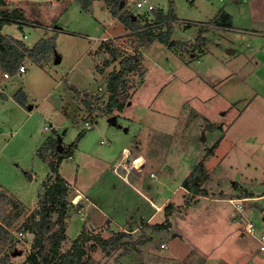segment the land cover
<instances>
[{
	"label": "rangeland",
	"instance_id": "1",
	"mask_svg": "<svg viewBox=\"0 0 264 264\" xmlns=\"http://www.w3.org/2000/svg\"><path fill=\"white\" fill-rule=\"evenodd\" d=\"M122 1L144 25L171 2ZM8 2L24 18L2 32L28 46L44 37L53 47L41 64L26 58V73L5 78L0 68V194L11 200L8 212L22 210L0 243V264L5 256L24 264L31 250L29 233L19 227L41 206L42 183L51 170L38 148L50 136L61 138L65 148L78 139L74 156L60 166L69 181L62 250L83 230L117 239L107 250L91 240L83 264H264L256 236L264 233V0H173L180 21L172 38L197 47L185 51L156 40L142 49L140 68L126 76V106L112 114L99 107L109 96V73L119 64L103 41L132 53L137 37L106 1L93 0L92 9L78 0ZM221 8L233 28L211 22ZM19 90L26 91L25 105L14 98ZM113 114L122 127L108 121ZM87 120L93 126L86 127ZM126 146L146 156L138 154L135 167L148 161L129 180L160 209L113 170ZM200 161L208 172L207 195L196 199L183 184ZM72 186L87 195L83 203H73ZM242 188L253 196L243 197L240 212L229 199L240 198ZM77 192L78 201L83 195ZM169 201L182 208L167 229H153L150 224L165 221ZM248 220L256 234L245 229ZM120 232L126 234L117 238Z\"/></svg>",
	"mask_w": 264,
	"mask_h": 264
},
{
	"label": "trees",
	"instance_id": "2",
	"mask_svg": "<svg viewBox=\"0 0 264 264\" xmlns=\"http://www.w3.org/2000/svg\"><path fill=\"white\" fill-rule=\"evenodd\" d=\"M105 1L113 11V14L118 16L137 37L132 53H128L120 48L111 49L110 42L103 41V44L106 45V52L111 53V56H113L119 64L118 67L114 68L109 73L106 84L109 96L106 102L99 107L102 113L112 114L114 110L123 111L126 106L129 99L128 94L125 92V86L127 84L126 76L130 72L140 68L143 61L142 49L150 47L156 40L161 41L170 48H179L185 51L190 49L194 50L198 43L190 44L172 38L174 24L180 21L174 11L173 0L170 2L169 10L165 11L161 8L154 11L155 21L145 25L142 24L137 17L135 18L134 13L127 9L126 6L121 5L122 0ZM78 2L83 8L92 9L93 0H78ZM8 4V0H0V68L3 72H7L14 76L18 73L20 66L23 65L26 58H33L36 62L41 64V60L45 56L44 54L53 46H51L48 39L44 37L38 40L33 46H28L22 39L3 33L2 29L5 25L23 23L22 19L24 18L17 12V9L9 8L7 6ZM211 22L215 23L220 28H233L231 15L224 8L218 11L217 16L215 19L211 20ZM19 25L22 28L23 24ZM186 25L191 26L188 23ZM203 31V28L199 29V39ZM109 48L110 51H108ZM44 50H46L45 53H43ZM3 97L6 98L5 95H3ZM14 98L22 105L27 103L26 93L23 90L17 91ZM84 102L89 112H94L91 99L85 98ZM79 136L78 138L81 137ZM77 143L78 139L73 141L69 147L65 148L62 146L61 138L50 136L47 137L41 147L38 148L39 156L48 163L51 173L42 183L43 192L41 206L35 208L19 227L21 231L29 233L27 236L30 234L34 235L31 239V250L24 264H83L88 250V243L91 240H97L105 250L113 246L117 241L116 238L105 239L99 235L90 234L86 230H83L74 239V242L68 250H62L61 248L62 243L67 238V223L65 218L67 216L69 203L67 200V180L60 172V166L64 159L74 156ZM207 179L208 172H205L203 163L201 162L185 179L183 186L188 192V195L199 199L200 197L194 196L207 194L206 187L203 186V183ZM239 192L237 197L240 198L253 196L251 191L244 188L240 189ZM10 201V198H7L6 195L0 194V243L6 242L10 233V228L16 224L22 213V210L16 211L15 213L8 212L7 204ZM188 204H190V202H188ZM184 205L187 207V204L184 203ZM176 208L179 209L182 208V206H175L172 202L165 205V221L150 224V226L155 230L167 229L171 225L170 217ZM125 234L124 232H120L117 238H121ZM1 264L13 263H9L8 257L5 256Z\"/></svg>",
	"mask_w": 264,
	"mask_h": 264
},
{
	"label": "crops",
	"instance_id": "3",
	"mask_svg": "<svg viewBox=\"0 0 264 264\" xmlns=\"http://www.w3.org/2000/svg\"><path fill=\"white\" fill-rule=\"evenodd\" d=\"M254 31V30H253ZM24 36H26V35H24ZM27 68H26V72H27ZM25 72V73H26ZM6 78V77H5ZM2 90V92H4L5 90H3V89H1ZM25 93H26V91H25ZM9 95H11V94H9ZM5 96L6 97H9L8 96V94H6V92H5ZM32 108H33V105H32ZM32 108H30L29 107V109H32ZM123 150L125 151L124 152V155L123 156H121V158L118 160V162L116 163V165H115V167L113 168V170L116 172V174L117 175H119V176H121V177H123L125 180H126V182H128L133 188H135L137 191H139L142 195H144L146 198H149V200H150V202H151V205H152V207H154L155 208V206H157V204H156V202H155V198L154 199H152L151 197H149L148 195H146L144 192H142L135 184H133L130 180H129V177L131 176V173H133V171H136V174L138 175V174H140V171L145 167V165L147 164V159H145V162L143 163V165H142V167H135L133 164H134V161L136 160V158L138 157V154H141V152H138V154L136 153V152H134V153H132V152H130L132 149L130 148V147H124L123 148ZM126 151H128V152H130V157H128V162H129V166H131L130 168H129V170L127 171V169H125V167H124V165L125 164H127V161H126V159L124 160V157L125 158H127V155H128V152H126ZM142 155V154H141ZM144 158H146V156H144V155H142ZM203 161V160H202ZM199 163H201V161L199 162ZM119 165H122L121 167L124 169V173L125 174H122V173H120L119 171H118V166ZM133 170V171H132ZM132 171V172H131ZM63 175V174H62ZM63 177L67 180V178L63 175ZM68 181V180H67ZM69 182V181H68ZM73 188H74V192H75V194H74V196L76 195V192L78 191V192H80L82 195H83V197H82V201H81V203H83V201L85 200V199H87V195H86V198H85V193L84 192H82V191H79V190H76V186H72ZM77 192V193H78ZM207 195V194H206ZM200 196H203V195H200ZM205 196V195H204ZM170 198V197H169ZM200 199V198H199ZM170 202H172V201H169L168 203H170ZM167 203V204H168ZM173 203V202H172ZM167 204H165V205H167ZM165 208V207H164ZM194 249H195V247L194 248H192L190 251H194ZM189 251V252H190Z\"/></svg>",
	"mask_w": 264,
	"mask_h": 264
},
{
	"label": "built area",
	"instance_id": "4",
	"mask_svg": "<svg viewBox=\"0 0 264 264\" xmlns=\"http://www.w3.org/2000/svg\"><path fill=\"white\" fill-rule=\"evenodd\" d=\"M142 4H143L142 1H139V2H138V5H139V6H141ZM153 8H154V7L150 5V9H153ZM24 72H26V66H25V65H21L20 68H19V70H18V73H24ZM3 75H4V77H6V78H9V77H10V74L7 73V72H4ZM93 124H94V122H90L89 120H87V121L85 122V126H86V127H91V126H93ZM128 154H129V153H128ZM127 156H128V155H127ZM124 167H125V169H127V171L129 170L128 164H125ZM77 196H78V194L75 195V196L73 197V199H72V200H73V203H74L75 205H79V204H81V201H82V198L79 199V200L77 201ZM229 200L235 204L236 208H237L240 212H243V210H244V206H243V204L241 203V202L243 201V198H230ZM155 208H156V209H160V208L157 207V206H155ZM78 212H79L80 214H83L84 209H83L82 207H80V208L78 209ZM245 229L247 230V232H250V233H252V234H256V225H255L254 222L251 221V220H248V221H247L246 226H245ZM256 236H257V238H258V240H259V242H260V244H261V245H260V248H261L262 250H264V233H261L260 235H256ZM161 246H162V247H166V244H165V243H162Z\"/></svg>",
	"mask_w": 264,
	"mask_h": 264
},
{
	"label": "water",
	"instance_id": "5",
	"mask_svg": "<svg viewBox=\"0 0 264 264\" xmlns=\"http://www.w3.org/2000/svg\"><path fill=\"white\" fill-rule=\"evenodd\" d=\"M123 4H124V2L121 1V5H123ZM60 60H61V58L57 56V57H56V62H60ZM128 103H131V102L129 101ZM30 108H32V105L30 106ZM108 121H109L110 123L114 124V125H117V126H119V127H122V124L118 122L117 116H116L115 114L110 115V116L108 117ZM124 130L126 131V130H128V128L125 127ZM54 131H56V129H54ZM202 139H205V136H204V135H203ZM59 148H60V147H59ZM33 236H34L33 234H30V238H31V239L33 238Z\"/></svg>",
	"mask_w": 264,
	"mask_h": 264
},
{
	"label": "clouds",
	"instance_id": "6",
	"mask_svg": "<svg viewBox=\"0 0 264 264\" xmlns=\"http://www.w3.org/2000/svg\"><path fill=\"white\" fill-rule=\"evenodd\" d=\"M129 154H130V153H129ZM129 154H128V155H129Z\"/></svg>",
	"mask_w": 264,
	"mask_h": 264
}]
</instances>
